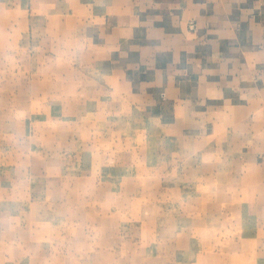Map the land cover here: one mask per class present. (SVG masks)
<instances>
[{
    "label": "crops",
    "instance_id": "1",
    "mask_svg": "<svg viewBox=\"0 0 264 264\" xmlns=\"http://www.w3.org/2000/svg\"><path fill=\"white\" fill-rule=\"evenodd\" d=\"M23 4L26 5L25 9L21 7ZM31 7L36 10L34 15L29 12ZM3 8L11 10L12 15L24 16L27 24H32L34 16L54 18L57 38L69 31L75 35L74 45L87 43L95 63L92 72L98 75L95 78L105 79L104 88L95 89V94L100 92L105 95V104L109 103V96H112V103L109 104L113 107L117 105L118 98H126L124 104L132 111L145 109L165 121L174 120V124L170 125L172 129L181 126L178 121H183L187 128L198 129L203 137L212 133L213 129L219 128L225 133L228 127H233L232 142L239 151L238 159L243 161V166L258 167L255 185L264 193V0H0V13ZM41 29L45 30V25ZM23 42L27 46L28 41L25 39ZM32 63L23 62L26 82L14 87V92L11 84L4 82L6 77L0 73V97H4V102L0 100V113H9L8 120L0 118V127L8 129L6 134L0 132V187L5 191V187L9 186L14 196L25 185L24 177H45L44 172L53 170L50 163L59 162L58 151L64 148L67 132L56 130L53 139L49 138L48 132H37L36 136L31 137L32 114L24 122L18 120V112L32 113L36 107H32L31 100L17 104L14 97L34 94L48 97L50 94L41 87L32 90V81H28L32 79H28ZM82 70L84 68L74 73L71 85H60L55 95L75 97L77 105H73L69 111L67 122L74 123V128L80 127V138L71 140L79 152L92 160L88 153L92 152L91 144L85 133L87 125L92 126V117L82 122V117H85L82 113L86 111H82L83 101L78 98H90L93 91L91 87L87 90L84 86L86 80ZM88 82L92 84V81ZM129 99L132 100L131 107L127 102ZM92 103L89 100L86 106ZM60 107H63L61 99L56 106L52 103L49 105V101L42 104L37 110L42 111V119L36 116L35 121L43 123L54 117L52 122H64V119H59L64 111ZM93 122L99 127H110L103 117ZM22 134L30 141L20 139ZM54 140L56 146L50 144ZM21 142L26 145L25 157L20 156L18 146H12ZM32 142L43 145L45 149L29 153L27 149ZM36 147L38 145L30 150ZM49 148L54 150L51 156L48 155ZM134 158L135 155L127 153L126 158L121 159V169L116 167L97 171L98 168L94 169L91 163L89 174H92V186L86 180L82 183L76 176L68 180L69 189L75 193L74 196L81 198L80 190L88 189L87 192L102 200L107 193L117 189L139 192L144 189L139 182L140 177H144L147 171L155 174L159 171H153L156 168L152 167V171L149 168L146 170L145 163L134 164ZM114 159L120 158L115 156ZM22 164H29L30 168ZM62 171L54 172L61 175ZM124 175L131 178V184L122 187L121 177ZM248 176L250 189L254 192V171ZM47 185L45 183L44 187ZM38 186H43L42 180L35 184V188ZM63 186L66 183L59 179L56 187ZM30 188L33 192L36 190ZM157 190H161L160 183ZM35 198L43 197L38 194ZM60 203L62 207L58 213L75 208L72 211L74 216L79 215V208L84 207L83 201L70 207ZM16 204L17 200L10 194L0 199V264H17L21 260H25V264H48L52 250L62 251L61 255L75 256V260L92 255V252H87L92 250V237L86 233L72 235L59 228L56 232L35 231L36 224L50 222L47 216L40 214L44 208L42 200L28 201V205L22 208L31 210L32 217L19 216L20 219L10 211L13 206L16 209ZM86 220L95 230L96 221L99 220L96 215L92 218V224L88 218ZM100 223L97 222V225ZM66 238L70 242L66 247L67 252H64L61 249L63 244L57 241ZM7 239L17 240L20 248L13 252L8 245L12 242ZM54 239L56 245L47 242ZM5 250L17 255L18 261H4ZM101 257L99 255V259ZM54 264L62 263L56 261Z\"/></svg>",
    "mask_w": 264,
    "mask_h": 264
},
{
    "label": "rangeland",
    "instance_id": "2",
    "mask_svg": "<svg viewBox=\"0 0 264 264\" xmlns=\"http://www.w3.org/2000/svg\"><path fill=\"white\" fill-rule=\"evenodd\" d=\"M21 7L25 9L26 5ZM35 11L33 7L29 9L32 15ZM42 25H45V30L41 29ZM79 25L81 27V23ZM56 27L54 18L34 16L32 24H27L24 16L12 15L11 10L3 8L0 13V73L6 77L4 82L11 84L13 92L21 84L25 85L23 62H33L28 73V79L32 78L28 80L32 81V90L41 87L50 93L48 97L36 94L14 97L17 104L31 100L32 107H36L32 113L18 112V120L24 122L32 114L31 137L36 136L37 132H48L49 138L53 139L56 130L67 131L64 148L58 151L59 162L50 163L53 170L44 172L45 177H24L25 185L16 196L9 191V186L5 187V191L0 187V199L10 194L17 200L16 209L14 206L10 208L15 217H32L31 210L22 207L28 205L30 200H42L46 209L43 208L40 214L47 216L50 222L36 224L35 231L38 233L56 232L59 228L64 233L74 235L80 232L92 237V250L87 251L92 252L90 257L75 260V256L61 255L62 251L52 250L48 264L56 261L62 264H264V193L255 185L259 169L257 166L248 168L241 165L243 161H239V151L232 142L234 128L228 127L225 133L222 129H213L212 133L203 137L198 129L187 128L183 121H178L181 126L172 129L170 125L174 124V120L165 121L145 109L132 111L124 104L126 98H118L117 105L113 107L109 104L112 103V96H109V103L105 104V95L100 92L95 94V89L101 88L105 79L95 78L98 75L92 72L95 63L89 46L87 43L74 45L75 35L69 31L57 38ZM75 34L78 35L77 32ZM25 39L27 46L23 42ZM58 44H61L60 48ZM81 68H84L81 71L86 80L84 86L93 91L90 98H78L83 101L82 111H86L82 113L85 116L82 122L92 117V126L87 125L85 132L91 144L92 152L88 153L92 160L79 152L71 140L80 138V127L74 128V123L67 122L69 111L73 105H77L75 97L55 95L60 85L68 87L72 84L74 73ZM42 76L47 77L41 80ZM60 99L63 101L60 108H64V111L59 119H64V122H52L54 117L43 123L35 121L36 116L42 119V111H37L42 104L49 101V105L52 103L56 106ZM0 100L4 102L3 95ZM89 100L93 103L88 107ZM127 102L131 107L132 100ZM8 115L0 113V118L8 120ZM101 117L110 127L94 124L93 121ZM0 132L6 134L8 129L0 127ZM20 139L30 141L24 134ZM24 144L12 145L15 148L18 146L21 157L26 155ZM35 144L38 147L30 150ZM50 144L56 146L57 143L54 140ZM39 149L45 147L32 142L27 150L34 153ZM47 151L49 156L54 152L51 148ZM127 153L135 155L132 160L134 164L145 163L146 170L149 168L152 171V167L156 168L153 171H159L158 174L147 171L144 177H140L139 182L144 189L139 192L117 189L107 193L103 200L95 198L93 193L87 192V188L80 190L82 198L70 191L68 180L76 176L82 183L86 180L92 186V174H89L91 163L94 169L98 168L97 171L116 167L121 169V159L126 158ZM115 156L120 159H114ZM22 165L30 168L29 164ZM59 170H63L61 175L54 172ZM253 171L254 192L248 182V175ZM59 179L66 186L56 187ZM121 179L122 187L131 184L128 175ZM41 180L43 186L35 188V184ZM45 183H48L47 187H44ZM159 183L160 191L157 190ZM30 186L39 193L31 191ZM38 194L43 198H35ZM60 201L68 207L83 201L84 207L79 208L77 216L72 212L75 208L58 213L62 207ZM95 215L99 220L94 230L86 219L91 222ZM97 222L101 223L97 225ZM7 240L12 242L8 245L13 252L20 248L17 240ZM47 242L56 245L55 239ZM69 242L68 238L57 241L63 244L61 249L64 252H67ZM3 254L6 257L4 261H18V256L11 255L9 250ZM99 255H102L100 259ZM22 263L25 264V260L17 264Z\"/></svg>",
    "mask_w": 264,
    "mask_h": 264
}]
</instances>
